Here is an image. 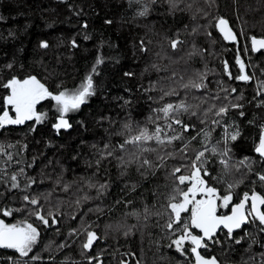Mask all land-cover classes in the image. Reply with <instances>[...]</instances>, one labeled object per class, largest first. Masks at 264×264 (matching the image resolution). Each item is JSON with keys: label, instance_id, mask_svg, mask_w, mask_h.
<instances>
[{"label": "trees", "instance_id": "trees-1", "mask_svg": "<svg viewBox=\"0 0 264 264\" xmlns=\"http://www.w3.org/2000/svg\"><path fill=\"white\" fill-rule=\"evenodd\" d=\"M175 2L177 6L170 8L168 0H0V84L12 77L36 76L55 94L78 88L92 74L95 89L76 112L66 114L72 126L69 132L53 127L59 113L50 99L37 105V112L46 114L43 122L33 120L0 129V144L13 146L7 149L12 161L0 156V169L6 173L2 179L7 181V177L18 174L21 185L9 190V183L0 182V219L9 224L26 220L40 233L28 257L0 248V264H89L92 257L98 259H92L91 264H192L188 252L181 255L168 247L172 233L164 227L168 221L165 206L175 187L173 168L190 163L181 158L179 149L197 137L187 149L188 157L194 159L196 151L203 148V135L197 136L202 130H211V144L222 141L223 128L211 125L213 113L204 116L211 105L218 108L228 103L222 88L236 89L228 98L233 102H237L235 96H243L238 101L243 108L230 109L221 121L237 125L241 135L234 142L229 140L228 168L220 163L219 155L206 153L204 167L210 175L204 178L221 196L229 191L228 184H234L230 190L233 204L239 203L245 192L264 193V184L257 178V173H264V162L254 151L259 126L264 124V105H260L264 95L256 94L258 82L264 81V52L254 55L250 50V37L264 38V0ZM145 6L148 14L137 15ZM219 18L229 22L237 36L236 44H227L214 27ZM61 29L76 33L79 44L93 50L75 56H47L36 49L39 37ZM174 39L183 41L176 50L170 46ZM237 56L252 80L235 79L240 74ZM98 59L102 63L97 64ZM201 73L206 75L205 88L183 87L191 80L199 82ZM173 89L177 94H164ZM8 94L0 87V114L3 97ZM217 95L221 99H212ZM181 101L192 108L179 118L193 126L183 133L182 141L167 147L150 141L144 147L156 151L142 153L133 145L120 149L127 137L145 127L154 131L158 124L168 135L180 134V126L174 124L168 129L165 125L170 121L156 110ZM223 146L221 142L219 147ZM102 151L113 155L101 159ZM168 152H175V157L167 156ZM133 153L157 165L158 157L164 156V166L139 168ZM245 157L251 162V171L246 167L237 171L238 162ZM129 160L133 162L127 163ZM20 168H24V175H19ZM189 171L182 168L176 175H188ZM29 178L35 184L25 188ZM101 184L107 188L100 189ZM24 195L38 198L39 205L27 204ZM34 207L42 209L44 215L52 211L57 223L49 220L51 226H44L30 215ZM4 209L13 210L11 218L2 215ZM85 228L98 237L90 250L82 248ZM73 230L75 234L70 235ZM125 232L129 234L125 236ZM246 232L251 235L239 245L221 237L222 247L214 256L232 264H260L264 235L253 226ZM253 238L256 242L252 244ZM33 256L38 259L32 260Z\"/></svg>", "mask_w": 264, "mask_h": 264}, {"label": "snow or ice", "instance_id": "snow-or-ice-1", "mask_svg": "<svg viewBox=\"0 0 264 264\" xmlns=\"http://www.w3.org/2000/svg\"><path fill=\"white\" fill-rule=\"evenodd\" d=\"M155 2L156 0H152V3ZM168 3L170 8H175L177 6L175 0H168ZM148 12L149 9L145 6L143 10L137 13V15L146 16ZM106 23H111V21H106ZM85 27H87V25H85ZM214 27L219 30L224 40L235 41L237 39L226 19L219 18L218 23H216ZM193 31H195V29H193ZM208 35L210 36L211 33H208ZM181 43H183V41L174 39L170 41V46L173 50H176L177 46ZM73 45H75V41H73ZM48 46V43L44 41L40 44V47L42 48H47ZM247 50L248 49H245V51ZM261 50H264V38H257L255 36L251 37V51L260 52ZM99 63H102V60L98 59L97 64ZM236 63L239 65L240 74L237 75L235 79L244 82L252 80L253 77L246 73V65L239 56H237ZM7 67L11 68V65H8ZM153 67L156 66L154 65ZM225 71L231 79L232 76L231 73L227 71L226 63ZM95 72L96 68L93 67L92 73ZM125 75L130 76L132 74L125 73ZM173 76H175V73H173ZM205 78V74H198L199 82L191 80L187 84H184L183 87L198 90L203 89L206 87V84L204 83ZM0 87L9 91V94L4 96L2 101L4 108L2 114H0V129H3L6 125H22L27 121L33 120L36 124L43 122L46 118V114L38 113L36 109L37 105L46 99L55 101L56 111L59 113L58 122L55 123L53 127L57 131L61 128H70L71 125L68 123L67 119H65L66 114L78 110L81 105L95 93L92 74L87 75L78 88L74 90L64 89L55 94L49 91L45 84L37 79L36 76H29L24 79L12 77L7 82L0 84ZM221 90L225 93L223 99L228 100V103L222 104L218 108L215 104L211 105L205 111L204 116L207 117L208 113H213L215 118L211 120V125L223 128L222 141H217L216 144H211V130L207 132L202 130L200 133H197V136L203 135L204 139L201 141L203 148L202 150L196 151L194 159L188 157L187 149L191 140H195L197 137H191V140L179 149V152L182 154L181 158L189 159L190 163L173 168L171 175L175 178V187L172 190V194L168 197V203L165 206L168 210V221L164 227L172 233V235L169 236L170 243L168 247H174L178 253L186 255L189 249L185 247V244H190V253L194 257V264H220L215 256L205 257L201 254L200 250L208 249L210 243L220 244L221 241L217 238V234L222 230H226L227 239L234 240L235 244H240L242 240L251 235V233L245 232L244 236L239 239L233 237V233L246 224H256L259 232L264 233V194L255 191L251 192V194L245 192L239 203L233 204L231 203L233 195L230 190L235 186L234 184H228L229 191L221 196L218 193V190L215 187L209 186L204 178L210 175L204 167L208 162L206 153L219 155L221 157L220 163L224 165L225 168H228L230 160L229 153L231 151L229 140L234 142L241 135L237 125H224L221 121L230 109L243 108V105L238 102L243 99V96H235L234 99L237 102H233L228 98L236 92V89L231 88L229 90L227 88H222ZM164 94L175 95L177 93L175 92V89H173ZM256 94L264 95V81L258 82ZM212 99L219 100L221 97L217 95L212 97ZM202 102L206 103L207 101L203 100ZM260 105H264V100L260 101ZM191 108V105L181 101L179 104L175 105L168 103L162 108L156 110L158 113H163V119L165 121H170L169 123H166L165 127L172 130L174 124L179 125L181 129L180 134L168 135V133L164 132V129L157 124L154 131H150L145 127L140 129L137 134L127 137L124 140V143L119 145L120 149H124L126 145H133L140 149L142 153L156 151V149L144 147V145L150 141H154L157 145L162 147L173 145L175 141H182L184 139L183 133L191 131L193 126L185 124L179 118V115L181 113L190 112ZM9 109H11V112L14 113V115L10 114ZM190 114L197 115L195 111H191ZM240 115L243 116L244 112L241 111ZM157 119H160V117L157 116ZM204 122L205 120H201V123ZM259 127L260 132L258 135V143L256 144L254 151L259 154V157L264 161V124ZM125 128L130 130V125L126 124ZM212 130H214V128ZM221 142L224 145L223 148L219 147ZM11 147L13 146L0 144V156H6L7 161H12L13 159L12 154L7 150ZM24 147H26V145ZM107 148L108 145H105V149ZM112 155L113 153L111 151H107L106 154L102 151L101 159H106L107 156ZM132 155L139 162V168L155 169L164 166V156L158 157L160 163L157 165L147 158L140 159L139 157H136L135 153ZM166 155L169 157H175L176 153L168 152ZM121 160H123V157H121ZM34 162L35 158L33 159V163ZM131 162L133 161H127V163ZM17 163H19V161H17ZM99 163L100 160L97 161L98 165ZM238 165L239 167H237V171H239L240 167H246L251 171V162L247 157L239 161ZM28 167H32V164H29ZM182 168H189V174H181L177 176L176 174L181 173ZM24 174V168H20L19 175ZM3 175H6V173L3 169H0V182L9 183V190L21 187L18 174H12L7 177V181L2 179ZM257 178L262 184H264V173H257ZM33 184H35V180L29 178L28 182L25 184V188H30ZM180 185H185V188H181ZM106 188V184L100 185V189L103 190ZM23 200L27 202V204L33 206L39 205L38 198L24 195ZM221 210L229 211L222 213ZM182 214H187V216L185 217ZM2 215L5 217L12 216L13 210L4 209L2 210ZM30 215H34L35 219L39 220L44 226H51L49 220H51L52 224L57 223L56 216L52 211H49L47 215H44L42 209L34 207L31 210ZM194 230H199V232L194 234ZM177 232L180 233L178 236H176ZM84 233L86 235V242L82 243V248L90 250L94 241L98 239L97 234L94 231H89L87 228L84 229ZM73 234H75V230L70 233V235ZM128 234V232L124 233L125 236ZM39 235L40 233L37 227L26 220L9 224L5 223L3 219H0V248L12 249L19 254V257H28L29 253L33 250V246L37 243ZM172 236H176V238L173 239ZM253 242H256L255 238H253ZM65 246L66 245H60V247ZM261 257L260 264H264V253H261ZM31 259L36 260L38 257L33 256ZM92 259H98V257L90 258L89 264H91ZM121 264H124V262L121 261ZM137 264H139V261H137Z\"/></svg>", "mask_w": 264, "mask_h": 264}, {"label": "rangeland", "instance_id": "rangeland-1", "mask_svg": "<svg viewBox=\"0 0 264 264\" xmlns=\"http://www.w3.org/2000/svg\"><path fill=\"white\" fill-rule=\"evenodd\" d=\"M42 41L47 42L49 46L47 48L40 47ZM73 41H75V45H73ZM35 47L39 52L47 56H75L87 54L93 50L90 46L79 44L77 34L65 29L58 30L54 34L42 35L38 38ZM76 111H71L67 115ZM9 217L11 218V216ZM5 223L7 222L5 221Z\"/></svg>", "mask_w": 264, "mask_h": 264}, {"label": "flooded vegetation", "instance_id": "flooded-vegetation-1", "mask_svg": "<svg viewBox=\"0 0 264 264\" xmlns=\"http://www.w3.org/2000/svg\"><path fill=\"white\" fill-rule=\"evenodd\" d=\"M251 39V38H250ZM236 43H237V41H236ZM235 43V44H236ZM250 50H251V47H250ZM252 52V51H251ZM264 51H262V52H260V53H263ZM253 53V52H252ZM254 55H258V54H255V53H253ZM237 64V63H236ZM237 66H238V68H239V65L237 64ZM227 71H228V68H227ZM245 71H246V73L249 75V71L247 70V66H246V68H245ZM240 82H244V81H240ZM264 194V193H263ZM197 198H200V197H197ZM231 206V205H230ZM230 210V209H229ZM229 210H221L222 211V213H226V212H228ZM250 226H253L255 229H257L258 230V226L256 225V224H247L243 229H241V230H239V231H237V232H235V233H233V237L235 238V239H239L240 237H241V235H243L246 231H247V229L250 227ZM199 232V230H194V234H196V233H198ZM261 233V232H260ZM263 235H264V233H262ZM226 237V230H222V231H220V232H218V234H217V238L220 240V238L221 237ZM227 238V237H226ZM233 243H234V240H231ZM252 244L254 243L253 241L251 242ZM235 244V243H234ZM240 244H242V241H241V243ZM235 245H239V244H235ZM185 247L187 248V249H189V251H188V253H189V255H190V257H191V261H192V264H194V257L191 255V253H190V247H191V245L190 244H188V243H186L185 244ZM218 247H222V244L220 243V244H214V243H210L209 244V247H208V249H201L200 251H201V254L202 255H204L205 257H211V256H214V251L218 248ZM216 257V256H215ZM217 258V257H216ZM217 260L220 262V264H232L231 262H223V261H220L218 258H217Z\"/></svg>", "mask_w": 264, "mask_h": 264}, {"label": "water", "instance_id": "water-1", "mask_svg": "<svg viewBox=\"0 0 264 264\" xmlns=\"http://www.w3.org/2000/svg\"><path fill=\"white\" fill-rule=\"evenodd\" d=\"M228 25H229V27L231 28V26H230V24H229V22H228ZM232 29V28H231ZM218 30V29H217ZM232 31H233V29H232ZM218 32H219V30H218ZM234 32V31H233ZM219 34H220V36L222 37V39H223V36H222V34L219 32ZM234 34H235V32H234ZM236 35V34H235ZM237 37V36H236ZM224 40V39H223ZM227 44H235L236 43V41H237V39L235 40V41H226V40H224ZM250 47H251V39H250ZM262 51H264V50H261L260 52H262ZM260 52H253V53H255V54H258V53H260ZM65 119H67V121H68V123L70 124V121H69V119L67 118V117H65ZM57 122H58V119H57ZM26 123V122H25ZM24 123V124H25ZM23 125V124H22ZM71 125V124H70ZM13 126H21V125H13ZM5 127H7V125L5 126ZM72 129V126L70 127V128H67V129H64V128H61V130H63V131H65V132H69L70 130ZM259 155V154H258ZM264 162V161H263ZM247 225V224H246ZM246 225H244L241 229H243ZM241 229H238V230H236L235 232H237V231H239V230H241ZM234 232V233H235Z\"/></svg>", "mask_w": 264, "mask_h": 264}]
</instances>
